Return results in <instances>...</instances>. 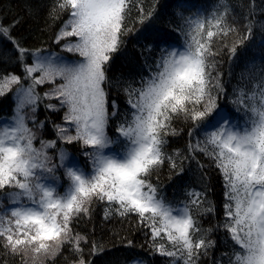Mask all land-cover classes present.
Here are the masks:
<instances>
[{
    "label": "snow or ice",
    "instance_id": "1",
    "mask_svg": "<svg viewBox=\"0 0 264 264\" xmlns=\"http://www.w3.org/2000/svg\"><path fill=\"white\" fill-rule=\"evenodd\" d=\"M250 4L254 8L255 0ZM175 7L173 31L183 38V45H169L164 34L154 36L161 55L154 69L149 67V75L140 77L139 86L125 83L123 77L110 78L109 71L113 57L126 44L125 37L137 30L129 24L132 11L138 13L135 24L144 25L153 19L155 5L145 10L141 0H55L49 17L67 13V19L53 43L61 53L77 57L72 60L24 47L13 35L21 21H0V41L12 45L8 59L14 58L24 72L23 77L15 72L0 75V97L17 86L11 121L0 120V250L4 257L18 258L20 264H47L67 245L77 256L74 264H93L83 256L87 236L74 232L73 225L90 218L94 206L103 204L105 219L113 213L136 217L137 224L147 230L149 248L167 258L165 264H209V260L211 264H264V67L256 69L255 60L248 64V69H255L247 73L252 90H233L232 112L219 103L227 89L215 60L224 49L230 61L235 59L238 47L252 38V14L246 17L245 34L229 45L228 37L237 29L229 22L228 7L221 4L211 13H192L196 5L191 0H177ZM185 10L190 14L185 15ZM153 43L147 45L149 51ZM6 55L0 49V64L6 62ZM46 85L52 87L41 97L38 89ZM113 89L124 93L131 110L116 125L114 136L109 127L120 106L115 100L109 102ZM53 99L58 104L45 108L65 109L64 124L54 126L58 140H41L37 148L36 133L28 126L24 109L35 114L43 100ZM181 120L191 124L187 155L180 150L169 154L168 137L182 134L183 129L175 126ZM32 122L41 129L45 125L35 115ZM58 141L79 144L85 161L66 148H60L56 157L49 155ZM198 153L212 161L224 185V220L217 229L227 234L231 250L223 251L219 260L214 255L217 242L210 239L213 229L202 230L193 215V208L201 215L215 213L207 192L188 189L186 200L172 203L152 182L165 164L171 175L183 177L184 161L196 160ZM101 251L93 242L91 254Z\"/></svg>",
    "mask_w": 264,
    "mask_h": 264
},
{
    "label": "trees",
    "instance_id": "2",
    "mask_svg": "<svg viewBox=\"0 0 264 264\" xmlns=\"http://www.w3.org/2000/svg\"><path fill=\"white\" fill-rule=\"evenodd\" d=\"M141 2L145 10H149L155 5L156 13L151 21L140 25L135 24L138 13L135 9L132 11L129 24L134 25L137 30L125 37L126 44L113 57L109 71L110 78L123 77L125 83L133 82L136 86H139L141 76L149 75V67L154 69L155 60L161 55V46L158 43H153L154 36L164 34L169 45L175 47H182L183 45V38L179 33L173 31V27L177 23V17L175 16L177 0H141ZM191 2L196 5L195 8L191 9L192 13L197 10L211 13L213 9L218 8L221 4L230 9L228 19L230 24L236 27L237 33L228 37L227 42L229 45L245 34V25L249 23L246 17L250 13L252 14V38L238 47L235 59L229 60L227 49H224L221 55L215 57V60L218 61L217 69L223 73V82L227 89V96L220 100V106L234 112V106L230 102L233 90L238 87H246L247 91L252 90V83L249 81L247 73L255 71V69H248V64L255 60L256 69L264 67L261 64V60H264V0H255L254 8L251 6L250 0H191ZM54 6L55 0H0V21L5 24L11 23L14 19L21 21L14 30L13 35L22 42L24 47L30 50L41 48L72 58V54L61 53L60 47L53 43L56 33L67 19V13L60 14L56 19L50 18L49 12ZM189 14L190 12L185 10V15ZM149 43H153L151 51L147 48ZM0 49H4L7 53L4 57L6 62L0 64V75L15 72L23 77V67L18 66L14 58L8 59L12 56V45L7 41H0ZM31 59V56H28L26 62L30 64ZM5 69H7V72H5ZM242 73H245L243 79L241 78ZM27 83L28 81H24L25 86H27ZM16 87V85H13V91L0 97V120L8 118L11 121L16 106L14 104V90ZM51 87V85H46L39 88L38 92L41 97ZM112 100H115L120 106L118 116L111 122L109 127V133L114 136L116 125L131 110L122 91L111 90L109 102ZM49 103L58 104V101L55 99L43 100L35 114L31 112L30 108L24 109L27 124L36 133L37 139L34 141V145L37 148L40 147L41 140H58L54 126L64 124L65 109L49 111L45 108V105ZM33 115H35L37 121H45L43 129L33 124ZM175 126L178 129L182 128L183 132L180 136L168 137L169 144L166 146V151L172 154L175 150H180L182 154L187 155L189 142L187 130L191 127V124H185L181 120L176 121ZM200 139H203V135L200 136ZM193 143H195V138H193ZM60 148H66L70 153L78 156L82 162L86 159L82 155L79 144L65 145L59 141L56 149L48 150L49 155L56 157ZM200 165H203V168ZM183 167V177H176L171 175V170L165 164L159 173L158 179L154 175L152 182L158 184L166 192L167 199L172 203L186 200L185 193L188 189L207 192V201L214 205L215 213L201 215L200 210L193 208V215H196L200 220L202 230L213 229L210 239L217 242L214 255L219 260L223 251L231 250V241L226 239L227 234L222 229H217V225L224 220L223 180L212 161L200 153L197 154L196 160H185ZM63 184L66 187L67 181L63 180ZM4 203L5 206H9L6 198ZM104 211V205L97 204L94 206L90 218L85 217L73 225L74 232L88 238L87 244L82 242L85 259L91 260L93 264H132L135 260L142 261V264H165L167 258L154 254L152 249L149 248L150 241L148 235H146L147 230L137 224L136 217L122 218L113 213L109 219H105ZM129 241L132 242L131 246H129ZM93 242H96L102 248V251L95 256L91 254ZM5 260L7 264H20L18 258L4 257L2 250H0V264H5ZM76 260L77 256L66 245L55 258H49L47 264H74ZM209 264H211L210 260Z\"/></svg>",
    "mask_w": 264,
    "mask_h": 264
},
{
    "label": "rangeland",
    "instance_id": "3",
    "mask_svg": "<svg viewBox=\"0 0 264 264\" xmlns=\"http://www.w3.org/2000/svg\"><path fill=\"white\" fill-rule=\"evenodd\" d=\"M62 56H66V55H62ZM69 60H72V59H76L77 57H73L72 58L70 56H66ZM14 104H15V100H14ZM133 264V263H132Z\"/></svg>",
    "mask_w": 264,
    "mask_h": 264
}]
</instances>
